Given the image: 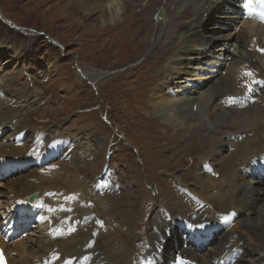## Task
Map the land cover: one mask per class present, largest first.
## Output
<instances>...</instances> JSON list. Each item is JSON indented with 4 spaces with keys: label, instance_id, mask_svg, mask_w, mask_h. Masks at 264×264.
Segmentation results:
<instances>
[{
    "label": "rangeland",
    "instance_id": "rangeland-1",
    "mask_svg": "<svg viewBox=\"0 0 264 264\" xmlns=\"http://www.w3.org/2000/svg\"><path fill=\"white\" fill-rule=\"evenodd\" d=\"M94 1L85 0V5L83 0H0L2 16L15 24H7L0 16V147L2 154L12 152L4 156V163L13 164L15 159L23 166L10 177L0 171V233L8 232L10 225L16 232L8 234L11 239L6 243L10 262L21 264L20 255L30 259L33 252L41 258L47 253L41 245H54L48 241L56 240L61 246L65 241L66 246L70 244L61 264H85L89 254L84 251L93 244L123 248L124 264H177L185 246L194 256L190 259L184 253L187 260L197 264L218 252L221 235L232 234L245 246V252L236 255L237 260L243 259L227 262L228 255L237 252L233 249L226 257L219 254L215 263L264 264V235L253 236V226L237 223L245 218L264 221V190L259 193L264 183L254 182L257 176L264 180V149L256 147L264 137V128L257 126L250 134L251 144L259 150L253 155V167L251 162V169L235 166L249 173L234 186L247 187L253 180L250 185L256 191L254 201L246 193L241 202L250 204L251 212L242 208L236 219L237 214L235 218L227 216L238 208L236 196L232 198L231 190H226L231 183L219 179L230 177L228 168L234 164L228 161L220 169L215 162L212 167L220 169L221 176L216 172L215 185L204 188L203 181L213 171L205 172L203 162L214 160L217 151H221L220 157L229 155L232 160L234 143L246 141L237 135L242 129L220 136L217 126L192 133L183 130V125L177 131L162 123L149 104L153 94L164 91L172 100L165 108L178 102L179 112H184L180 116L199 112L208 119L200 102L226 77H234L237 86L243 83L241 89L236 88L244 91L243 95L263 88L264 51H259L256 39L259 26L244 17L242 0ZM198 43L202 46L194 48ZM242 50L254 56L263 69L262 76L246 75L245 63H236ZM81 72L100 75H90L88 80ZM230 93L212 98L217 107L214 115L223 114L224 109L240 110L235 104L241 95ZM183 98L192 100L191 108L180 103ZM250 102L253 107L252 98ZM53 136L63 137L67 143L59 144L61 152L52 150L56 159L38 161L45 152L44 143L56 141ZM219 139L226 141V146L217 150ZM49 165H55L54 169ZM46 169L59 177L77 176L75 191L82 203L76 205L81 208L77 223L72 216L61 217L48 228L46 217L41 219L40 206L25 215L26 219L12 212L17 199L10 193L12 185L22 180L23 190L39 196L45 187ZM184 184L190 193L182 189ZM54 208L56 214L69 210L57 199ZM51 212L52 221L56 216ZM217 214L223 216L216 218ZM39 217L42 223L38 224ZM211 217L215 222L208 224V233L188 232L179 220L202 223ZM80 230L84 232L81 239L71 240L72 233ZM52 233L57 234L52 237ZM250 241L255 246H247ZM80 247L81 254H77ZM31 260V264H40ZM91 260L88 264H110L114 258L102 255L97 262Z\"/></svg>",
    "mask_w": 264,
    "mask_h": 264
},
{
    "label": "bare ground",
    "instance_id": "bare-ground-1",
    "mask_svg": "<svg viewBox=\"0 0 264 264\" xmlns=\"http://www.w3.org/2000/svg\"><path fill=\"white\" fill-rule=\"evenodd\" d=\"M83 1L85 3V0H83ZM95 1L98 4H100V3L101 4L102 3L105 4V3H109L110 1L112 2V0H95ZM253 2H254V0H242L243 9H246L247 18L250 16L251 7L253 5ZM86 3H87V0H86ZM86 3H85V5H86ZM246 4H248L247 7L245 6ZM95 5H96V3H95ZM179 14H180V12H179ZM182 14H184V13L182 12ZM0 16L2 18H4L5 20H7V24L9 23L12 26L15 25L11 21H9L5 17H3L1 12H0ZM249 22L251 24H256L257 26H259V29L257 30V34L258 35H257L256 39L258 40L257 41L258 49L261 52V50H264V25L260 24L259 22L254 21V20H250ZM248 28H249V26H248ZM254 33L256 34V32H254ZM200 43H198L197 47H194V48H200V46H202V44H200ZM221 46H222V44H221ZM244 46H246V45L244 44ZM240 52H241V54L238 56V54ZM240 52H238V54H237L238 57L235 59L236 63L238 62V65H239V63L241 65H242V63H245L244 69L250 74V76L251 75L257 76V77L262 76L263 75V69L260 67L258 62L253 58L254 56L249 54V53H247V52L243 53V50L240 51ZM194 55H196V54H194ZM263 57L264 56H262V58ZM97 73L98 72H96V73L89 72L88 74L82 73L81 75H83V77H87V79L89 80L88 76L92 75L93 77H96ZM98 75H100V73H98ZM262 81L263 82L260 85H262L263 88L252 89L251 92H248V94L250 96H246V95H243L244 91L242 92V90H237L236 89V88L241 89L242 88L241 84H243V83H240V85L237 86V84H239V82H236L234 77H232V76L226 77L225 80L220 84V86L215 89V91H210L208 96L205 93L206 94V98L204 99L203 102H200V108H201L202 111L203 110L206 111V113H207V115L209 117L208 119L207 118H202L199 115V112H196V113L194 112V113H191L189 115H186V113H185V114H182V116H180V113H182L183 111L179 112V110H181V105H178V102L174 103L172 106H169L168 108H165L164 104L167 103V102L168 103H172V100L168 98L170 95H164V91H161V94H160V92H158L157 94H153L154 98L151 99V102L149 101V104H151V107H153L154 114H156L161 119V122L164 123V124H167L168 126L173 127L174 130H177V131H181V129H183V128H180V126H183V125L185 126V128L183 130L187 129L189 131H192V133L193 132H195V133L203 132L204 130H207V129L210 128V127L208 128V126H211V128L217 126L218 127V131H220V133H217V135L220 136V135L225 134L227 131L235 129V128L242 129L240 132H238L237 135H238V137L241 138V140L245 139L246 141L245 142L238 141V142L234 143V150H233L234 152L233 153H230L231 151L229 152L230 154H233L232 160H231V158L228 159L229 155H225L224 157H220L221 151H217V155H216L214 160H211V161L204 160V161H207L208 163L203 162L204 165L206 164L204 166L205 169L213 171L212 174L210 172H208L209 173L208 180L203 181L202 187H204V188L210 187V186L213 187L215 185V179H213V177L214 178L216 177L215 173L219 171L217 173L218 174L217 177L219 178L221 176V174H220L221 167L227 166L228 165L227 164L228 161L231 162V164L232 163L234 164V165H231L233 167L230 166L228 168V171L230 172V177L219 178V179L221 180V182L226 181L227 183H229V182L231 183L229 188L226 187V190H228V191L231 190V192H232L231 197L232 198H233L234 195L236 196V201H237L238 208L235 209V211H234L235 213H232V211L228 212L227 216L235 218L236 217L235 215L237 214L236 219H238L240 210L242 208H246L245 212H247V211L249 212L251 210V208H249L250 204L246 205V204H242L241 203L242 199L245 196V194L246 193L251 194V200H253V201H254V199L256 197V191L254 190L252 185H250V183H252L253 180H249L248 184L246 183L248 189L243 184L241 185V187H236V186H234V183H235V181H238V180H240L242 182L245 181V177L249 173V170L248 171H244L243 169L240 168V171H239V170H237L235 168V166H239V164H242V165H245V166L249 167L251 160H253V155H256L258 153V151H259L256 147L264 149V137L262 138V140L260 141V143L256 147L253 145V143L251 144V139H252L251 135L254 134V132L256 130V127L259 126V128H261V127L264 128V123L261 124V122H260L261 119H262V121L264 119V100H262V98H264L263 97V95H264V80H262ZM230 91L233 92L232 95H234V94H237L238 96L241 95L240 97L237 96L239 101L235 104V107L236 108H240V110L238 111V110H230V109L227 110V109H224L223 111H221V112H223V114L222 113H217V115H214L212 112H213V109L216 107V99L212 100V98L214 96L220 95L221 92H224L225 94L228 93V95H230L231 94ZM251 98L253 99V105H252L253 107H251V102H250ZM180 101H181L180 103H182V105H185L186 108L189 109V108L192 107V104H193V102L191 103L192 100L189 101V100H185V98H183ZM234 101H235V99H234ZM227 102H228V100H227ZM258 102L260 104L256 105V103H258ZM261 103H263V104L261 105ZM210 107H211V109H210ZM186 112H188V111H186ZM3 115L4 114H2L1 116H3ZM173 122H175V123H173ZM191 127H192V129H191ZM263 128H261V129H263ZM246 130L248 132H246ZM250 131H252V132H250ZM260 131H262V130H260ZM216 146H217V150H220L221 148H224L226 146V141H224L222 139H219V142L217 143ZM52 149L53 148H48L47 151H45L43 153V155L40 156V158H38V161L43 162V161H47V160L51 161V160L56 159V156L53 155V153H52ZM54 150H59V152H61L59 147L54 148ZM87 150H88V148H87ZM11 153L12 152L10 150H8L6 154L5 153L2 154L1 153V147H0V171L3 172L4 177H10L11 175H13L14 172L17 173V169L19 167H23L19 163V160H15V159L13 161H11L13 164H8L7 165L6 163H4L5 160L7 161V159H4V156L7 157ZM234 154H235V156H234ZM220 158H222V161H220L218 163ZM215 162H217L216 163L217 167L218 168L220 167V169L212 167V166H214ZM222 164H224V165L222 166ZM249 169H250V167H249ZM46 170L47 171H44V172H46V174H47V179H46V182H44L45 183L44 184L45 187L41 190L44 194L42 192H40V195L38 196L37 192H33V193L30 194V192H31L30 189H28L27 191L23 190V185H25V182H23L22 180H19L18 183L12 185L10 193H12V194L14 193V196L17 198L15 200L16 201V206L11 208L12 212L14 210V212L19 213V215L21 213L22 215H24V218L26 219L27 216H25V215H27L29 212H32V210L37 208V206H40L39 208H41L40 210L43 211V212H41L40 210L39 211L42 213L43 218L46 217L45 221H46V226H48V228H52V226L54 225L55 221H57L61 217H64L65 219H67L70 216H72V218H74V220H75L74 223H77L78 220L80 219L79 215H77V210L81 209V208L77 209L76 205L78 203L82 204L79 201L78 193L75 191V189L77 188V184H78V179L76 178L77 176L75 174H69L68 176L62 175V177L61 176L59 177V173L54 175L50 169H46ZM204 171L206 172V170H204ZM223 171H225V170H223ZM53 172H54V170H53ZM255 176L256 175L252 174V176H251L252 179H254ZM260 181L261 180H259V177L257 176L254 182H256V184H260V186H261V184L264 183L263 182L264 180H262L261 182ZM253 186H255V185H253ZM181 187L186 192H188V193L191 192V190L188 189L187 185L184 184V185H181ZM246 189H247V191H246ZM90 190H91V188H90ZM263 190H264V188L261 187V191H259V193H261ZM192 192H193V190H192ZM56 193H59V196L56 199L63 201L64 206L69 207V210L67 212H63L61 214H56L55 208H54V201L56 200L55 199ZM224 193H225V191H223V194ZM26 194L28 196L34 194L36 196V198H37L36 202L34 204H28L26 202H23L24 198L28 197V196H25ZM94 194H96V193H94ZM194 196H195V194H194ZM41 200H43L42 204L40 203ZM201 202L204 203L202 200H201ZM50 209H52V210H50ZM51 211L55 212L54 214H55L56 217H54V219H53L54 221L50 220V217L52 215ZM223 212H225V211H223ZM245 212H243V213H245ZM40 217L37 220L38 224L42 223V222L39 221ZM15 218H14V220H15ZM16 219H18V218H16ZM256 220H257V218H256ZM4 221H5V219H4ZM189 221L191 222V224H189V226H190L189 229H191L192 226H193L192 228L197 229V226H199L201 224L204 226V223L206 221L207 222L211 221V223L215 222V220L212 217L210 218V220L206 219L202 223H199L200 221L199 222H195V220H189ZM237 223H240L242 226H246V227L253 226L255 228V229H253V233H252L253 236H256L259 232L264 235V221L256 223L254 221H251L250 218H248L247 220L245 218L244 220H239ZM14 225H15V223H14ZM12 226H13V224H12ZM82 226L84 227V224ZM256 226H258V227L256 228ZM93 227H94V225H93ZM43 228H42V230H43ZM109 228H108V230H109ZM5 229H3V230H5ZM210 229H213V228H210ZM175 230H176V228H174L173 232H176ZM7 231L8 232L4 231L5 233H3V232L0 233V235H1L0 236V249L4 251V255L2 257L6 260V263L7 264H13V263L10 262V259H9L10 256L8 254L9 250L7 249V244L6 243L11 239V235H8V234H15L16 232H15V230L12 229L11 225L7 228ZM40 231H41V229H40ZM51 231H52V229H51ZM65 231H67V233L69 234V233H71L72 230L70 228H67ZM192 231H194V230H192ZM61 233H63V232H61ZM196 233H198V232L195 231L194 235ZM206 233H208V232H206ZM56 234L54 233L52 237H55ZM83 234H84V232H82V230H80L78 232H74V233H72L73 237H72L71 240L77 239V241H79V239H81V236ZM9 237H10V239H9ZM205 238H206V234H205ZM67 240H68V238H67ZM50 242H53L54 245H50V246H49V244L45 245L43 243V241H42L43 244L41 246L43 247V251L45 250L47 252L45 256L39 258V257H37V254H35L37 252H35V253L31 252L32 254H30L31 257L29 259V257H25L22 254L23 256L20 255L21 264H31V262H32L31 258H34L35 262L36 263H40V264H41V262L45 263V264H49L50 262L53 263V264L61 263L62 260H64V256L63 255L64 254L66 255V253L70 250V248H68V246H70V244L68 246H66V244H68V242L65 244V242H66L65 241V242H63V246H61V243H58L56 240H49L48 243H50ZM108 242L111 243L110 241H108ZM220 242H221V245H220V248H219L217 253L216 252L215 253H211L209 256H207L208 258H204V260H198L197 264H220L219 262L218 263L214 262V261H217L218 257L220 256L219 254H221L220 252H222L224 254H227L228 252L231 253L233 251V249L237 250V252H235L234 259H232V260H234V262L237 263L239 261V259H240V261H241V259H243V256H241V257L239 256L240 258H238V260L236 259L237 258L236 255L237 254H240L242 251L245 252V246L244 247L241 246L242 242L240 241V239L238 237L233 236L232 234L221 235ZM253 245L254 244H253V242L251 244V241H250V244H247V246H249V247H253ZM64 246L66 248H63ZM22 250L24 252L25 249H22ZM81 251L82 250H81V247H80L77 250V254H81ZM181 251L182 252L179 253L180 255L185 253V254H187L190 257V259L191 258L194 259L193 252L191 250H189V249H186L185 246H184V248L181 249ZM84 252L86 254L87 253L89 254L88 255L89 258L88 257L86 258L87 261L85 262V264H88L89 261L91 260V258H92L91 262H97V258H99V256H102V255H104L105 257H113L114 258V260L110 264H124L125 250L123 248L115 249V248H112V246H110V247L108 246L107 248L106 247L105 248H101L98 244L97 245L93 244V245H90L89 248L86 249ZM134 255L135 254L133 253V256ZM138 255H139V253H137L134 257H136ZM146 257H147V255L144 258H146ZM74 259H75V257H74ZM76 260H78V259H76ZM57 261H59V262H57ZM79 262H81V261H79ZM98 263H100V262H98ZM170 263H171V261H170ZM193 263L194 262L191 261V262H188L187 264H193ZM145 264H156V261L151 262V263H147L146 262ZM183 264H186V263H183Z\"/></svg>",
    "mask_w": 264,
    "mask_h": 264
},
{
    "label": "water",
    "instance_id": "water-1",
    "mask_svg": "<svg viewBox=\"0 0 264 264\" xmlns=\"http://www.w3.org/2000/svg\"><path fill=\"white\" fill-rule=\"evenodd\" d=\"M24 200L29 203H33L36 200V196L32 194V195H29L28 197H25Z\"/></svg>",
    "mask_w": 264,
    "mask_h": 264
},
{
    "label": "snow or ice",
    "instance_id": "snow-or-ice-1",
    "mask_svg": "<svg viewBox=\"0 0 264 264\" xmlns=\"http://www.w3.org/2000/svg\"><path fill=\"white\" fill-rule=\"evenodd\" d=\"M245 6L247 7V6H248V4H246ZM262 51H264V50H262ZM50 210H52V209H50ZM41 219H43V217H42Z\"/></svg>",
    "mask_w": 264,
    "mask_h": 264
}]
</instances>
